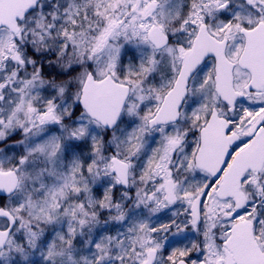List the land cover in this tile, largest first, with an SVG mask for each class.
<instances>
[{
  "label": "snow or ice",
  "instance_id": "6c2138e0",
  "mask_svg": "<svg viewBox=\"0 0 264 264\" xmlns=\"http://www.w3.org/2000/svg\"><path fill=\"white\" fill-rule=\"evenodd\" d=\"M0 264H264V0H0Z\"/></svg>",
  "mask_w": 264,
  "mask_h": 264
}]
</instances>
